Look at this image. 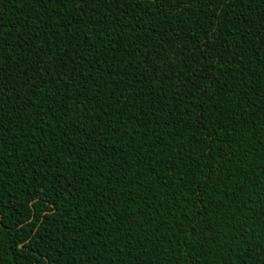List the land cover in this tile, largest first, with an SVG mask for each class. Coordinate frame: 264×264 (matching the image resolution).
<instances>
[{
	"label": "trees",
	"instance_id": "1",
	"mask_svg": "<svg viewBox=\"0 0 264 264\" xmlns=\"http://www.w3.org/2000/svg\"><path fill=\"white\" fill-rule=\"evenodd\" d=\"M0 264H264V0H0Z\"/></svg>",
	"mask_w": 264,
	"mask_h": 264
},
{
	"label": "snow or ice",
	"instance_id": "2",
	"mask_svg": "<svg viewBox=\"0 0 264 264\" xmlns=\"http://www.w3.org/2000/svg\"><path fill=\"white\" fill-rule=\"evenodd\" d=\"M168 0H161V6H165L167 4Z\"/></svg>",
	"mask_w": 264,
	"mask_h": 264
}]
</instances>
